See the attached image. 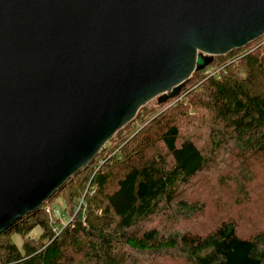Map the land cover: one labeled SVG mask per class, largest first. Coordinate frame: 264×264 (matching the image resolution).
I'll return each instance as SVG.
<instances>
[{"label":"water","instance_id":"water-1","mask_svg":"<svg viewBox=\"0 0 264 264\" xmlns=\"http://www.w3.org/2000/svg\"><path fill=\"white\" fill-rule=\"evenodd\" d=\"M264 35V0H0V233L139 109Z\"/></svg>","mask_w":264,"mask_h":264},{"label":"trees","instance_id":"trees-1","mask_svg":"<svg viewBox=\"0 0 264 264\" xmlns=\"http://www.w3.org/2000/svg\"><path fill=\"white\" fill-rule=\"evenodd\" d=\"M164 106L118 153L97 166L105 146L51 197L66 219L45 203L0 233V264H146L173 251L186 264H264V228L247 237L229 218L204 235L174 227L202 214L204 203L187 192L222 151L242 169L264 156V35L216 56ZM204 128L206 144L191 135ZM155 217L166 225H147Z\"/></svg>","mask_w":264,"mask_h":264},{"label":"rangeland","instance_id":"rangeland-1","mask_svg":"<svg viewBox=\"0 0 264 264\" xmlns=\"http://www.w3.org/2000/svg\"><path fill=\"white\" fill-rule=\"evenodd\" d=\"M166 107L164 103H159L157 98L141 107L135 118L116 132L104 145L106 148L102 150L106 155L98 157L97 166L102 165L104 159L111 156L112 153H118L126 142L133 137V131L141 129L155 114ZM204 129L205 132L196 131L191 135L195 136L201 143L206 144L208 128ZM183 133L188 135L189 132L183 129ZM215 162L216 164L211 169L206 168L196 177L194 186L187 192L188 198L198 199L204 203L202 214L182 219L174 224V227L204 235L214 230L221 220L229 218L235 222L239 233L252 237L257 230L264 228V156L254 159L248 167L243 169L240 168L238 157L229 154L227 151H222ZM88 184L89 181L86 183L83 196L77 201V206L89 194L87 191ZM58 199L56 197L50 198L46 202L49 206L47 210L53 211V216L56 219L64 220L67 218V212ZM166 223V220L155 217L147 225L165 226ZM40 228L37 226L34 232L40 231ZM13 238L18 245H21L20 234H14ZM147 257L146 264H186L185 255L178 251L166 253L163 257L153 254Z\"/></svg>","mask_w":264,"mask_h":264}]
</instances>
